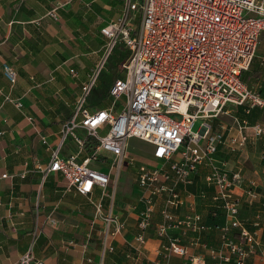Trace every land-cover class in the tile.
Returning a JSON list of instances; mask_svg holds the SVG:
<instances>
[{
	"label": "built area",
	"instance_id": "obj_1",
	"mask_svg": "<svg viewBox=\"0 0 264 264\" xmlns=\"http://www.w3.org/2000/svg\"><path fill=\"white\" fill-rule=\"evenodd\" d=\"M70 1L58 0L50 14L55 17L56 9ZM121 8L120 15L100 30L105 45L99 61L82 87L70 119L61 125L57 142L48 144L49 162L42 169L43 177L59 174L66 191L85 196L94 207L95 218L105 221L107 239L122 234L126 223L103 213L102 196L123 167L132 170L142 190L139 202L143 204L137 216L138 233L131 241L137 252L132 264H140L137 258L144 252L155 199L161 196L162 221L156 226V234L166 240L159 247V255L184 256L187 264H206L201 257L189 256L179 239L168 234V230L179 227L192 232L208 229L192 208L182 218L172 212L183 204L178 186L191 184L193 173L203 168L205 183L215 188L213 200L228 219L221 228L222 249L217 258L219 262L245 264L259 245L258 232H250L237 217L242 202L234 197L233 188L240 174L228 172L218 153L222 146L234 151L251 140L253 136L245 135L244 129L250 128L259 136L264 134V127L241 122L240 134L233 137L215 130L212 121L225 113L227 105L242 106L246 114L252 108L264 110V97L241 81L264 33V0H122ZM117 45L129 55L121 65V76L108 91L110 105L91 110L86 98ZM2 73L14 86V68L3 63ZM6 99L22 109L18 100ZM198 120L199 128L194 131L192 126ZM68 138L77 150L63 156L62 147ZM131 138L152 147L143 153H150L153 163H143L129 154ZM42 142L46 144L44 138ZM102 166L106 169L100 170ZM93 189L101 191L100 198H94ZM246 193L254 197V193ZM258 221L254 220L255 226ZM231 228L238 232L236 239L229 236ZM17 264L44 261L28 252Z\"/></svg>",
	"mask_w": 264,
	"mask_h": 264
},
{
	"label": "crops",
	"instance_id": "obj_2",
	"mask_svg": "<svg viewBox=\"0 0 264 264\" xmlns=\"http://www.w3.org/2000/svg\"><path fill=\"white\" fill-rule=\"evenodd\" d=\"M57 1L0 0V264H17L19 257L28 252L44 264H132L137 252L131 241L138 233L137 216L143 208L139 202L142 190L134 181L133 171L123 167L102 196L103 213L126 223L122 234L107 239L105 221L95 218L87 198L66 191L59 174L43 177L42 173L49 162L48 144L57 142L61 125L70 119L82 87L95 71L105 45L100 30L120 15L122 0H72L56 9L53 17L50 11ZM3 63L17 73L14 86L3 76ZM250 65L241 81L264 97V53L256 54ZM102 71L89 94L104 82L109 91L121 76L115 67L109 71V78H101ZM108 91L100 102L95 98L87 101L88 107L109 106ZM6 96L18 100L22 109ZM224 111L212 126L224 130L225 135L237 137L241 122L264 127V110L252 108L246 114L242 106L227 105ZM242 132L252 139L234 151L220 147L218 157L225 161L228 172H239L240 180L233 188L234 197L242 202L237 217L250 232H258L259 245L245 264H264V134L254 136L250 128ZM148 147L145 152L151 151ZM76 150L68 138L61 154L69 156ZM204 172L199 168L191 176V184L178 186L183 204L172 212L182 218L192 208L208 229L192 232L179 227L168 230V234L179 239L189 256L201 257L206 264H234L217 258L222 249L221 228L228 219L220 204L214 202L215 188L205 183ZM121 173L128 179L123 184L137 187L136 195L116 190ZM92 191L94 198H100V190ZM247 191L254 197L250 198ZM163 199H155L144 252L137 259L140 264H187L184 256L159 255V247L166 240L156 234V226L162 221L159 212ZM254 220H259L257 226ZM228 232L231 238H237L236 229Z\"/></svg>",
	"mask_w": 264,
	"mask_h": 264
},
{
	"label": "rangeland",
	"instance_id": "obj_3",
	"mask_svg": "<svg viewBox=\"0 0 264 264\" xmlns=\"http://www.w3.org/2000/svg\"><path fill=\"white\" fill-rule=\"evenodd\" d=\"M261 35L262 36L260 37V39L258 41V44L256 46V49H255L256 50L255 55L256 54L261 55L262 53H264V34H261ZM114 67H115V69H117V71H119L122 74L121 62L118 61L115 57L111 56L107 60L106 64L103 66V68H101L103 71H102L100 77L101 78H103V77L104 78H109L110 77L109 71L112 70ZM93 98H94V94L91 93L86 98V100L88 102H91V101H93ZM199 123H200V121L198 120L192 126L193 127L192 129L194 131L198 130ZM128 144H129V149L128 150H129V154L131 156L133 155L135 158L140 159L143 163H146V164H147V162L152 161V159L150 158V156L148 154L144 155V153H143L145 151V149L149 148L148 144H145V143H143V142H141L139 140H136L135 138H131V140H129ZM137 145H141L140 148H139L140 152L137 149ZM97 169H99V168H97ZM102 169H105V168L102 166L100 170H102ZM120 175L121 176H120V179L118 181L116 190H118L119 193H121V192L126 193L127 192V193H129L131 195H133V194L136 195L138 193L137 187L136 186L129 187V184L127 186V182L125 184H123L125 182V179H127V176L124 175V173H121Z\"/></svg>",
	"mask_w": 264,
	"mask_h": 264
},
{
	"label": "trees",
	"instance_id": "obj_4",
	"mask_svg": "<svg viewBox=\"0 0 264 264\" xmlns=\"http://www.w3.org/2000/svg\"><path fill=\"white\" fill-rule=\"evenodd\" d=\"M113 54L114 55L112 56L115 57L118 61H120L121 64L127 59L129 55L127 50L122 45H117L114 48ZM108 88L109 87L107 86L106 82H104L103 86L93 90L94 98L97 100V102H100L101 99H103L106 96Z\"/></svg>",
	"mask_w": 264,
	"mask_h": 264
}]
</instances>
